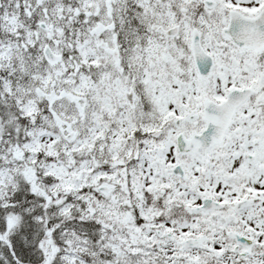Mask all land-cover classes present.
I'll return each instance as SVG.
<instances>
[{"label": "snow or ice", "instance_id": "6c2138e0", "mask_svg": "<svg viewBox=\"0 0 264 264\" xmlns=\"http://www.w3.org/2000/svg\"><path fill=\"white\" fill-rule=\"evenodd\" d=\"M0 264H264V0H0Z\"/></svg>", "mask_w": 264, "mask_h": 264}]
</instances>
